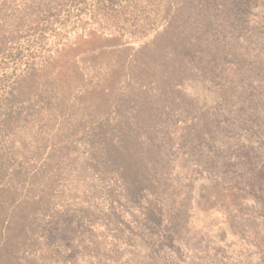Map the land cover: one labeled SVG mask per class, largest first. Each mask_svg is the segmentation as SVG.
<instances>
[{"label": "trees", "instance_id": "obj_1", "mask_svg": "<svg viewBox=\"0 0 264 264\" xmlns=\"http://www.w3.org/2000/svg\"><path fill=\"white\" fill-rule=\"evenodd\" d=\"M71 2L0 0V43L14 47L23 34L55 33ZM251 3L163 0L153 27L147 29L150 21L141 26L143 34L116 15L110 3L104 12L113 15L93 11L90 22L60 27L47 49L33 42L38 58L19 68L13 92L0 95V264L41 262L35 255L48 239L47 223L63 210L76 211L73 205L80 197L92 202L97 196L111 197L110 213L146 199L148 190L155 197L167 176L173 181L171 171L179 174L177 161L186 162L175 151H188L208 137L212 145L219 121H212L209 110L197 114L203 87L194 91L190 80L206 71V59L217 65L229 58L253 62L245 54L247 46L233 38L245 27ZM203 28H221L226 42L218 46L207 39L203 44ZM92 34L110 46L77 50L60 62L75 52L68 51L76 50L78 37ZM104 52L108 57L103 58ZM233 88L224 83L225 100H232ZM239 108L251 106L242 100ZM188 122L182 137L172 136L170 128ZM160 143L165 152H153ZM183 193L189 194V186ZM147 203V221L159 225L161 203Z\"/></svg>", "mask_w": 264, "mask_h": 264}, {"label": "rangeland", "instance_id": "obj_2", "mask_svg": "<svg viewBox=\"0 0 264 264\" xmlns=\"http://www.w3.org/2000/svg\"><path fill=\"white\" fill-rule=\"evenodd\" d=\"M72 1L68 15L56 28L58 32L66 25L90 22L93 11L110 17L114 13L104 12L103 6L112 3L115 14L123 21L129 20L131 28L143 34L141 26L150 21L147 29L153 27L163 2ZM251 4L245 27L233 38L247 46L245 54L253 62L246 65L229 58L217 65L206 59V71L199 70L197 78L190 80L194 91L203 87L199 95L204 100L198 101L197 114L209 110L212 121H219L213 130L212 145L208 137L194 148L192 144L188 151H175L174 155L186 162L177 161L179 174H168L173 181L166 175L168 179L161 185L163 192L158 189L160 194L155 197L148 190L146 199L117 207L114 213L107 210L111 197L97 196L96 202L80 197L73 205L76 211L65 214L63 210L54 223H47L48 239L38 246L35 255L43 260L36 264H264V69L260 70L264 66V0H252ZM208 30L199 31L203 44L207 39L218 46L226 42L221 28ZM57 31L40 37L33 31L23 34L21 44L14 47L0 43V95H8L18 87L19 68L38 58L33 51L36 46L41 49L40 42L46 49L54 44ZM86 36L78 37L76 50L68 51L75 52L60 58V62L72 59L77 50L110 46L100 35ZM106 57L108 53L104 52ZM226 82L234 86L231 101L222 96ZM242 100L251 108L239 111ZM189 122L170 128L172 136L182 137L181 133L191 126ZM189 130L193 133L196 128ZM158 145L153 152H165V144ZM220 145L223 148H217ZM216 162L220 165L215 166ZM186 185L189 194L183 193ZM147 201L161 203L157 211L159 225L154 220L147 221ZM77 219L80 223H75ZM17 256H23V252Z\"/></svg>", "mask_w": 264, "mask_h": 264}]
</instances>
